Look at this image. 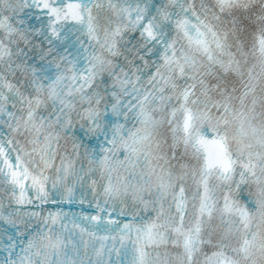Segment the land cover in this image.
Masks as SVG:
<instances>
[{
    "label": "snow or ice",
    "instance_id": "1",
    "mask_svg": "<svg viewBox=\"0 0 264 264\" xmlns=\"http://www.w3.org/2000/svg\"><path fill=\"white\" fill-rule=\"evenodd\" d=\"M0 264H264V0H0Z\"/></svg>",
    "mask_w": 264,
    "mask_h": 264
}]
</instances>
